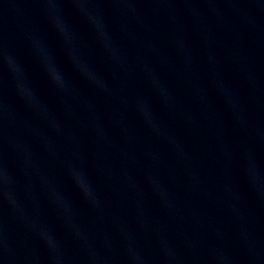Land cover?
<instances>
[{"label": "water", "instance_id": "1", "mask_svg": "<svg viewBox=\"0 0 264 264\" xmlns=\"http://www.w3.org/2000/svg\"><path fill=\"white\" fill-rule=\"evenodd\" d=\"M0 264H264V0H0Z\"/></svg>", "mask_w": 264, "mask_h": 264}]
</instances>
